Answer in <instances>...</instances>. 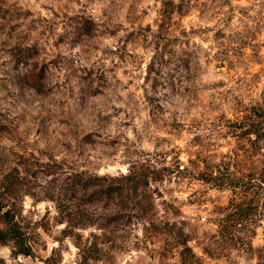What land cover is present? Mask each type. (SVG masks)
I'll return each instance as SVG.
<instances>
[{"label":"clouds","instance_id":"obj_1","mask_svg":"<svg viewBox=\"0 0 264 264\" xmlns=\"http://www.w3.org/2000/svg\"><path fill=\"white\" fill-rule=\"evenodd\" d=\"M5 7L23 14L21 27L14 33L16 36L29 35L34 41L46 42V59L56 60L57 53L67 47L65 40H68L75 45L71 48V55L78 61L75 66L93 70L90 78L94 87L99 89L104 76L107 77L113 98L105 115L119 125V130L118 134L113 132L101 139L114 141L116 146L93 151L88 157V168L98 177L119 179L135 176L144 169L162 173V180L151 175L145 177L156 217L164 219L167 216L176 221L174 243L191 237L183 244L177 243L175 254L167 257V264H182V261L195 264L196 258L206 255V247L216 250L222 245L228 236L221 238V222L229 211L240 209H215L217 206L228 209L233 192L242 193L243 188L225 185L221 189L214 183L197 179L207 169L203 162H197V167L191 161L196 160L202 145L211 147L205 155L213 165H219L225 153L231 157L236 145L230 134L231 124L242 121L252 108L264 112V103L258 104L264 93V78L252 81L255 87H250L247 64H237L229 72L218 67L221 59L227 57L217 56L226 45L232 44L237 48L247 47L249 55L257 50L251 41L254 36L264 41V0H7ZM165 45L171 48L170 53H163ZM181 50L194 53L195 60L187 56L177 60ZM162 55L178 65L166 81L165 91L172 93L167 100L145 92L150 87L161 86L156 81H161L157 73L163 67ZM252 67H257L264 75V53L253 58ZM84 75L89 76V73ZM0 126L12 129L6 121ZM90 131L83 134L86 144L96 139L89 135ZM0 133H7L0 143L10 150L6 153L10 158H0V163L10 170L24 169L21 157L48 165L61 162L66 154L61 149L52 161L41 156L32 146L35 133L26 134L24 126ZM87 136H91L92 141H86ZM249 138L257 140L255 133H249ZM259 158L264 159V155ZM80 163L77 161V166ZM165 168L170 171L164 172ZM212 175L219 173L213 170ZM253 184L259 186L253 192L260 190L257 199L264 204V184L259 179ZM202 193L206 195L201 197ZM32 205V198L24 195L25 214ZM44 207V203L36 205L41 213ZM244 211L247 212L246 206ZM257 216L261 218L255 227L256 236L246 229L240 230V224L232 231V242L236 244L230 248L233 264H264V207H258ZM181 221L187 222L189 227H182ZM65 227V223L58 224L52 234L56 235ZM144 228L151 229L152 225L145 220L126 242L105 243L101 249L102 259L94 264H105L106 260L107 264H161L160 253L167 246L163 239L150 240ZM74 231L81 232L79 228ZM89 232L103 236V229L90 228L83 235ZM41 234L44 235L43 231ZM44 239L48 244L44 257L49 259L52 250H61L62 246L47 235ZM239 240L245 242L243 247ZM63 243L71 251H60L57 258L61 259V264L81 262L82 256H77L80 249L67 237ZM184 248L191 249V254L181 257L179 252ZM2 251L4 264H15L7 257L8 249ZM16 259L23 262L24 257L21 254ZM35 264L41 262L37 260Z\"/></svg>","mask_w":264,"mask_h":264},{"label":"rangeland","instance_id":"obj_2","mask_svg":"<svg viewBox=\"0 0 264 264\" xmlns=\"http://www.w3.org/2000/svg\"><path fill=\"white\" fill-rule=\"evenodd\" d=\"M6 4L7 0H0V21H3L0 23V125L6 121L13 130L24 126L26 134L34 132L32 146L40 152L41 156L48 157L49 161H52V157L61 149L65 150L66 154L61 162L48 165H42L36 159L29 161L21 157L20 162L24 165L22 171L16 168L10 170L0 163V184L3 177L8 175L13 185V193L9 201L16 211H20L23 221L29 223L34 230L33 255L23 256V262H20L17 261V256L11 255L9 246L0 245V264H4L5 254L2 251L4 248L8 249V259L15 264H35L37 260L41 264H61V259L57 258L60 251H71L63 243L66 237L80 249L77 256H82L81 262L76 260L73 264H94V261L102 259L101 249L105 243L115 244L117 240L126 242L137 226L144 225L145 220L152 225L151 229L144 228L148 238L153 242L158 239L164 240L167 247L160 253L163 258L161 264H167V257L170 253L175 254L177 243L182 244L191 237H184L176 243L173 242L176 235L174 232L176 221L170 220L167 216L164 219L156 217L148 182L145 186H140L134 194L125 179L105 176L106 182L112 183L121 191V194L113 196L100 194L92 200L88 194L92 189L86 192L76 190L71 185L74 175L83 177L96 175L88 168V157L93 151L116 146L114 141L105 142L101 139L105 135H113V132L118 134L119 130V125L114 124L112 119L105 115L113 98L109 92L110 83L107 77L104 76L99 89L94 87V82L90 78L93 70L78 69L75 66L78 61L71 55V48L75 45L68 40H65L67 47L57 53L56 60L46 59L48 53L46 42L42 44L39 40H32L29 35L14 34L21 27L23 14L15 8L5 7ZM75 31L76 29L73 28L72 32L75 33ZM132 43L135 45L136 41L133 40ZM251 43L257 50L252 51L250 55L247 47L237 48L232 44L226 45L225 50L217 53V56L227 57V59H221L218 67H223L229 72L233 71L237 64L241 66L247 64L250 72L248 86L255 87L252 81H258L264 78V75L258 71L257 67H252V63L253 58L264 53V41H261L259 36H254ZM64 52L68 55H64ZM187 57L195 60L194 53H189ZM172 63L174 62L170 60L162 63L160 72L162 76L177 70L178 65L173 66ZM84 73H89V76ZM100 75L104 74L100 73ZM237 83L240 81L237 80ZM112 91L114 92V89ZM145 92L146 94L151 92V95H158L164 100L170 99L172 95L171 90L165 91V84L155 89L150 87L145 89ZM117 99L120 98L117 97ZM260 103H264V93L258 101V104ZM252 113H256V118L260 121L259 126L255 128L256 141L249 138V132L252 130L249 125V116ZM231 128L230 134L236 141L231 157L225 153L221 163L213 165L205 155L206 152L211 151V147L202 145L201 151L196 154V160L191 161L197 167L199 166L197 162H203L207 169V172L200 173L197 179L214 183L221 189L225 185L229 186L222 178L228 174L249 175L255 179L264 177V159L259 158L264 155V144L260 143L264 141V112L252 108L245 114L242 121L231 124ZM12 129L0 126V132H11ZM89 129L91 130L89 135L96 139L92 141V137L87 136L85 140L92 142L86 144L83 134ZM5 135L7 133H0V141ZM61 137H63L62 140ZM20 142L23 144V140ZM8 151L10 150L7 146L0 143V158L8 160L10 158L6 155ZM77 161L81 162L79 166ZM213 170L221 172V176L212 175ZM149 175L152 176V174ZM155 176L158 177L156 180L163 179L162 173ZM145 180L147 181L146 178L140 179L142 183ZM156 191L159 194V190ZM242 193L236 192L235 196L241 199ZM24 195H29L33 201L32 209H29L27 214L23 211ZM200 195L202 197L206 193ZM209 200H211L210 197ZM40 203L45 205L42 213L36 209V205ZM53 210L55 214H52ZM215 210L226 211L220 206H217ZM260 218L256 215L254 228H246L251 232V229H254L253 236L257 235L255 227L259 225ZM60 223H65L66 227L53 235L54 228ZM160 225L162 227H158ZM181 225L189 227L185 221H181ZM76 228H79L81 232H75ZM90 228L103 229V236H97L93 232L84 236L83 232ZM41 231L62 246L61 250L53 249L52 257L49 259L44 257L48 244ZM230 248L222 251L219 246L216 250L206 247L204 249L206 255L196 258L195 264H233L230 259ZM189 254L191 249L179 252L181 257ZM182 264L186 262L182 261Z\"/></svg>","mask_w":264,"mask_h":264},{"label":"trees","instance_id":"obj_3","mask_svg":"<svg viewBox=\"0 0 264 264\" xmlns=\"http://www.w3.org/2000/svg\"><path fill=\"white\" fill-rule=\"evenodd\" d=\"M157 47H159V45H157ZM162 51L163 53L167 54L172 50L171 48H168V45H165ZM183 55L189 56V53L181 50V53L177 57V60H183ZM153 59H155V57ZM160 60L161 63L167 61L164 59L163 55L160 57ZM172 64L173 66L176 65L175 62ZM149 68H151V64L149 65ZM151 71L152 69H150L149 81L151 80ZM169 74L170 73L167 72L162 76L161 73L158 72L157 76H161V81L157 80L156 84L161 83L160 87H163L164 84L166 85ZM147 82L148 81H146V83ZM153 87H155V85H153ZM256 116V113H252L249 116V125L252 127V130H250L249 133H255V128L259 126L260 121L256 118ZM163 171L169 172L170 170L165 168ZM159 173L160 172H151L148 169H144L137 175L129 177L125 180L128 182L130 190L133 191L134 194H136V190L140 186H145L147 184L146 180L143 181L144 183H142V181H140L141 178H143L144 180L145 177L149 176V174H152V177L154 175V178L157 179L158 177H156L155 175ZM218 173V176H221V172ZM222 178H224L225 183L233 189L241 187L243 188V193L241 195L242 197H240L241 199L235 196L236 192L234 191V197L231 199L228 205V209H226L230 210L234 207L235 209H240V211H229V215L224 221L221 222V238L224 239L225 235L228 236V239L224 240V243L219 246V249L223 251L228 250L230 247L236 246V244L232 242V231L236 229L237 224L241 225L240 230H244L246 228H254V218L257 215V209L258 207H264V204H261L257 199L260 196V191L257 190L253 192L254 188H259V186L253 184V181L256 180L255 177H250L249 175L236 176L228 174ZM259 180L262 182V184H264V177H261ZM71 185L74 186L76 190H84L86 192H88L89 189H92V191L88 193L91 196L90 200H92V198L94 199L97 196H100V194H105L106 196L121 194V191H119L117 187H115L112 183L106 182V177H98L96 175H91L88 177L74 175L73 179L71 180ZM12 193L13 185L10 182L9 176L6 175L3 177L2 183L0 184V245L9 246L11 249V255L13 257L21 254L23 256H32L34 230L29 223L23 221L19 214L20 211H16L13 205L10 203L9 199ZM245 206L247 207V212L244 211ZM5 209H7V211H4ZM251 230L253 235L254 229ZM244 243L245 242L243 240H239V244L241 247L244 246ZM184 250L190 249L184 248Z\"/></svg>","mask_w":264,"mask_h":264}]
</instances>
